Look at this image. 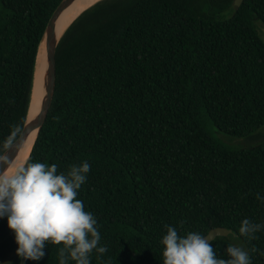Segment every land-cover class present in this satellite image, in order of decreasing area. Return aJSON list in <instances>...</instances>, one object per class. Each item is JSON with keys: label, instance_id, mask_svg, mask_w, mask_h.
I'll use <instances>...</instances> for the list:
<instances>
[{"label": "trees", "instance_id": "obj_1", "mask_svg": "<svg viewBox=\"0 0 264 264\" xmlns=\"http://www.w3.org/2000/svg\"><path fill=\"white\" fill-rule=\"evenodd\" d=\"M63 1L0 0V154L23 132L40 45ZM234 2L102 0L63 36L52 107L26 165H92L79 199L109 249L92 264H164L166 226L206 237L264 224V142L215 136L264 128V0ZM0 234V264H34L17 255L7 218ZM257 237L239 240L264 264ZM233 238L211 243L217 258L229 259ZM60 247L40 264H60Z\"/></svg>", "mask_w": 264, "mask_h": 264}, {"label": "clouds", "instance_id": "obj_2", "mask_svg": "<svg viewBox=\"0 0 264 264\" xmlns=\"http://www.w3.org/2000/svg\"><path fill=\"white\" fill-rule=\"evenodd\" d=\"M20 131L17 128L13 132L4 145L5 152L13 147ZM91 171L87 161L62 173L55 164L30 162L17 166L6 154H0V220L7 218L22 261L40 264L49 245L63 246L60 264H92L94 252L100 256L108 253L109 249L101 246L97 218L79 199ZM258 198L264 202V197ZM166 230L161 241L164 264H253L243 247L229 246V259H219L208 242L211 235L190 232L182 236L175 226H166ZM260 232H264V224L246 219L234 238L251 241L258 239Z\"/></svg>", "mask_w": 264, "mask_h": 264}, {"label": "water", "instance_id": "obj_3", "mask_svg": "<svg viewBox=\"0 0 264 264\" xmlns=\"http://www.w3.org/2000/svg\"><path fill=\"white\" fill-rule=\"evenodd\" d=\"M76 1L77 0H64L59 5V7L56 9V11L54 12L53 16L51 17L48 23V26L46 28V31H45V34H44V37H43V40H42V43L39 49V54H41L42 56L45 55V69H46L45 70V81H44L45 90H44V95L42 98V103L39 108V111L32 116H30V109H29L28 117H27V120H26L21 136L13 144V147L11 149H8L4 153L8 156L9 160L11 161L15 162V160L18 158L23 148L27 146L32 135L35 132H37V137L32 147V151H33L36 141L40 135V132L43 129L47 121L48 115L52 107V103H53V99L55 95V89H56V82H57V65H56L57 49H58V46L63 36L65 35L64 34L62 37L59 38V35L57 32V26L64 12L71 5H73ZM244 1L245 0H235L234 6L237 9H240L242 5L244 4ZM262 30L264 32V28ZM39 54H38V57H39ZM37 65H38V59H37L36 67ZM31 100H32V97H31ZM209 235H211L208 241L210 244L213 243L217 238H229L230 236H237L236 234H234L232 230L226 229V228L213 229L210 231V233L206 237H208Z\"/></svg>", "mask_w": 264, "mask_h": 264}, {"label": "bare ground", "instance_id": "obj_4", "mask_svg": "<svg viewBox=\"0 0 264 264\" xmlns=\"http://www.w3.org/2000/svg\"><path fill=\"white\" fill-rule=\"evenodd\" d=\"M101 1L102 0H77L73 5H71L64 12V14L61 16L59 20V23L57 26V32H58L59 38L65 34L67 29L70 27V25L74 21H76L85 11H87L88 9H90L91 7H93L94 5H96L97 3ZM45 70H46L45 69V55L42 56L41 54H39L38 65L36 67L35 77H34L32 100H31V106H30V116L36 114L39 111V108L42 103V98H43L44 90H45L44 89ZM36 137H37V132H35L32 135L27 146L23 148L20 155L15 160V164L17 166L21 164H24V165L26 164L30 156V153L32 151V147L34 145ZM1 239H3V237Z\"/></svg>", "mask_w": 264, "mask_h": 264}, {"label": "rangeland", "instance_id": "obj_5", "mask_svg": "<svg viewBox=\"0 0 264 264\" xmlns=\"http://www.w3.org/2000/svg\"><path fill=\"white\" fill-rule=\"evenodd\" d=\"M217 133L215 134V136L217 138L219 137L220 140L223 141L225 144H227V145H232L231 143L241 144V145H243V146H240L241 148H249V147L256 146V145L264 142V128L262 130H260L259 132H257L255 135H253L249 139H235V138H232L230 136H227L224 133H221V132H217ZM232 240H233L232 244H234L235 246H238V247H243L244 250L247 251L246 247L244 246V244L239 239L233 238Z\"/></svg>", "mask_w": 264, "mask_h": 264}]
</instances>
